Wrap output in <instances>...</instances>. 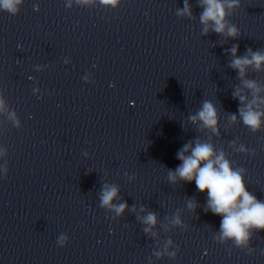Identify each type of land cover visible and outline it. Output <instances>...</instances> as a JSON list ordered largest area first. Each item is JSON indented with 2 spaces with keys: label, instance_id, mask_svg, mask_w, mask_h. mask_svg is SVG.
Wrapping results in <instances>:
<instances>
[{
  "label": "clouds",
  "instance_id": "obj_1",
  "mask_svg": "<svg viewBox=\"0 0 264 264\" xmlns=\"http://www.w3.org/2000/svg\"><path fill=\"white\" fill-rule=\"evenodd\" d=\"M93 2L94 0H77L78 4ZM120 2L121 0H99L103 6L113 9L119 7ZM22 4L23 0H0V11L16 16L19 14ZM68 6L71 7V4ZM197 6L202 9L199 14L202 35L207 36L211 31L233 40L241 37L240 29L230 20V17L241 7L240 0H197ZM34 7L39 10V5ZM176 15L193 18V9L187 0H184L183 8L176 9ZM229 51L233 57L229 66L237 71L244 86L252 92L253 97L248 100L245 95H241L239 87L232 93L233 97L240 101L239 122H242L252 133H257L264 129V109L260 107L264 105V96L259 95L262 89L258 86L257 81L244 79V77L248 68H252L255 72L264 71V50L253 51L248 48L245 55L239 56V45L235 44ZM6 110L5 101L0 96V113ZM9 118L13 120L17 128L21 127L14 112L10 113ZM188 120L193 124H198L200 129H207L214 136L220 135L218 111L211 101H203L201 107L194 115H190ZM230 120L236 124L238 122L237 114H230ZM230 144L234 152L256 155L255 149H250L243 143H240L238 147L236 141H232ZM5 154L4 149L0 148V155ZM177 159L182 163L174 171L169 170L168 181L172 184L180 181L195 182L196 189L207 195L205 212L221 217L216 239L221 244H228L230 241L236 248L247 249L248 255L254 254L256 249L251 246L250 242L254 234L264 230V200L258 199L248 190L245 183L246 169L235 166L223 149L217 150L213 143L201 141L199 138L186 143L177 153ZM8 172L9 168L5 163L0 179H6ZM119 191L116 186L105 185L99 199L100 207L110 209L115 212L117 217H122L129 205L126 201L113 203L120 199ZM187 206L189 210L195 212L198 204L195 200H189ZM132 210L135 211V206L132 207ZM141 211H145V209L142 208ZM138 219L146 225L143 228L145 234L152 233L158 223L157 214L151 211ZM172 223L175 226H182L179 216L174 217ZM68 242L69 237L65 234H61L57 239V245L61 248L67 246ZM168 243L172 244V241L169 240ZM176 248L179 251V247L176 246ZM261 254L264 255V250H261ZM156 255L160 256L161 254L156 253ZM169 255L175 258L177 252H171Z\"/></svg>",
  "mask_w": 264,
  "mask_h": 264
}]
</instances>
